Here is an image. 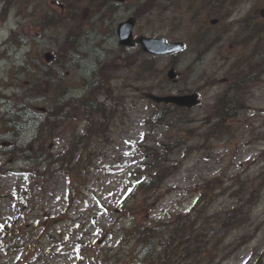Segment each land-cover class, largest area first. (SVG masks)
I'll use <instances>...</instances> for the list:
<instances>
[{"label":"rangeland","instance_id":"374dc122","mask_svg":"<svg viewBox=\"0 0 264 264\" xmlns=\"http://www.w3.org/2000/svg\"><path fill=\"white\" fill-rule=\"evenodd\" d=\"M143 1L125 0L111 17H90L84 35L79 37L80 50L67 54L64 61L55 53L72 22L43 27L36 21L46 13L64 17L69 0H15L7 14L0 4V140L11 139L6 121L9 116L5 115L9 108L23 102L51 112L60 100L80 96L87 88L84 82H96L102 71L111 78L106 83L111 80L113 101L120 100L110 139L92 142L89 158H85L86 163L90 162L85 183L75 190L81 191L72 204L67 197L70 187L61 171L55 170L43 186H33V176L22 173V168L31 165L13 157L8 160L6 149H0V163H9L0 178V264H159L170 254L186 255L190 248L194 254L182 264H260L262 259L264 263V80L254 82L248 89L245 97L250 109L228 122L227 133L213 138L204 134L215 99L225 88L221 81L245 53V33L239 19L251 3L236 6L233 16L237 23L233 25L232 15L224 17L229 6L209 13L203 1L157 0L138 17L135 35L183 40L187 47L176 56H153L139 46H121L117 34L118 23L134 14ZM86 4L84 0L82 5ZM258 6L264 11V0ZM89 15L88 12L86 17ZM212 18L219 19L217 26L210 23ZM260 22L264 25V17ZM227 24L232 25L230 31L222 33ZM12 31L21 43L3 45ZM208 31H213V36L219 34V40L203 52L212 42H206L203 35ZM258 41L263 46L261 52L249 54L250 59L264 64V32ZM48 51H55L50 62L45 56ZM172 67L179 73L176 83L168 81L167 72ZM47 69L57 73L58 82L51 89L50 99L30 87L33 78L39 81L47 77ZM211 75L215 81L208 78ZM150 86L156 87L150 90ZM172 91H197L201 103L182 115L172 112L173 118L179 120L173 128L153 126L152 114L164 107L152 106L146 93ZM104 98L100 96V100ZM77 116L78 120L85 119L84 115ZM83 122L78 126L80 131ZM62 124L65 127L57 137H48L46 143L39 141L47 149L52 146L51 151H43L58 154L69 146L75 121ZM34 133L35 129L25 133L20 145H25ZM165 142L171 147L168 151ZM153 151L161 154L165 163L178 164L180 168L161 188L146 194L139 189L131 198V203H136V213L129 215L121 207L128 194V178ZM40 167L43 170L44 166ZM252 192L256 195L254 201H250ZM198 196L201 203L194 209ZM136 198L138 201H134ZM23 207L24 213H18ZM235 209L240 214L238 222L223 228L219 219ZM198 210L201 215L189 243H180L184 238L180 233L174 245L164 249L171 239L169 231L162 227L167 223L175 227L181 217L194 220ZM46 214L56 220L51 232L61 240L52 239L36 226L46 219ZM136 222L156 226L163 235L153 237L149 249L140 246L133 253L134 241L129 242L128 231ZM26 223H31L30 227L21 233L20 224ZM79 241L86 243L82 262L76 257L70 259L77 255L73 248L81 245ZM163 250L171 251L165 255ZM41 253L44 255L35 260Z\"/></svg>","mask_w":264,"mask_h":264},{"label":"trees","instance_id":"16d2710c","mask_svg":"<svg viewBox=\"0 0 264 264\" xmlns=\"http://www.w3.org/2000/svg\"><path fill=\"white\" fill-rule=\"evenodd\" d=\"M71 35V34H70ZM72 37V35H71ZM67 37L66 42L61 47V51L68 52L69 50H78V40L77 38ZM11 39V38H10ZM63 54V53H62ZM47 76L49 77L51 73L46 71ZM105 80V78H103ZM44 80V81H43ZM39 80L36 82L35 87L38 91H42L43 88L50 85L49 78ZM100 82V81H99ZM237 84H240V79L237 80ZM109 84L97 83L92 82L88 84L87 91L76 100V107L73 109L72 114L73 116L77 115H86L87 116V137H75L74 141L68 150V152H64L62 155L57 156V162L59 163L60 167L66 172L67 177L69 179V185H77L78 183H83V175L85 171L88 169L89 164L85 163L84 158L85 155L88 153L86 152L87 149L92 145L91 138L99 135H106V127L107 124L110 122V116L112 115V111L109 107L98 100V94L105 89H109ZM244 101L242 99L236 100L231 99L228 97L227 91L223 94L222 97L218 100L217 104L215 105L216 113L210 114L208 116V127L206 135H212L213 133H222L225 129L224 126V119L229 117L235 116L239 113L240 109L243 107ZM171 105H164V109L158 110L154 116L153 121L158 126H170L173 124V116L171 117V113L166 111L168 107ZM82 108V110H81ZM174 108V112L178 111L179 114L186 111V109L182 108ZM62 112L64 111V106L58 107ZM173 112V111H172ZM218 116V120L213 121L214 116ZM81 139L84 141L86 146L82 149L79 147V143ZM84 144V145H85ZM173 148V147H172ZM171 149V148H169ZM77 155V156H76ZM146 162L143 165V170L141 173H137L135 175V179L133 184L135 187L141 189H152L158 188L169 175H172L177 170V165H167L165 162L162 161V156L157 151L149 153V159L145 160ZM0 166V173L2 172ZM88 171V170H87ZM132 192H129V195ZM128 195V196H129ZM130 197V196H129ZM127 211L131 212V207H127ZM200 213L198 214V218ZM234 216H236L235 211H230L223 219V225H231L234 223ZM196 221V220H195ZM182 225H178L175 227L173 231V238L175 235L182 231L186 237L184 238L183 242L188 239L187 236L191 229L194 227L193 220L182 221ZM135 235L137 236V243L143 244L147 246L149 249V243L151 242L152 237H154L155 229L149 225L144 226H137ZM144 247V246H143ZM148 257V256H147ZM159 264H177L176 262L169 261L167 258L163 259Z\"/></svg>","mask_w":264,"mask_h":264},{"label":"water","instance_id":"95a60500","mask_svg":"<svg viewBox=\"0 0 264 264\" xmlns=\"http://www.w3.org/2000/svg\"><path fill=\"white\" fill-rule=\"evenodd\" d=\"M135 19H130L128 22L121 24L120 34H121V43L123 44H133V34L132 28L134 26ZM137 42L141 43L144 49L153 54H166L174 51H179L183 49L184 44L182 42L168 43L165 38H150L146 36H141L137 39ZM174 72L171 70L169 76L174 77ZM151 98L158 102H172L181 106H193L197 100V95H185V96H155L149 95Z\"/></svg>","mask_w":264,"mask_h":264},{"label":"flooded vegetation","instance_id":"af4514ba","mask_svg":"<svg viewBox=\"0 0 264 264\" xmlns=\"http://www.w3.org/2000/svg\"><path fill=\"white\" fill-rule=\"evenodd\" d=\"M257 3H254L253 6V11H255L254 16L253 17H257ZM234 6V5H233ZM261 15L263 16V11L261 10ZM251 19V17H249L248 15H245V23L249 22V20ZM255 20V19H253ZM232 26L227 25L221 32L222 33H227L230 31V28ZM259 26H257V23L254 21V24L252 25V29H250V31L246 30L245 28L243 29L245 35L243 36L244 40L242 42V44L244 43L245 46V54H260L261 52V47L259 44H256L252 38L255 37L256 32L258 31ZM211 33H213V31H210ZM214 34V33H213ZM219 34H217L215 37L217 38ZM52 146L49 147V149ZM48 149V150H49ZM46 151H44L43 153H45Z\"/></svg>","mask_w":264,"mask_h":264}]
</instances>
